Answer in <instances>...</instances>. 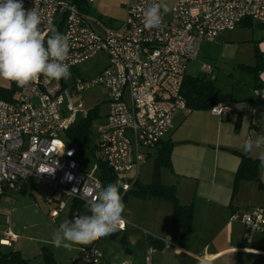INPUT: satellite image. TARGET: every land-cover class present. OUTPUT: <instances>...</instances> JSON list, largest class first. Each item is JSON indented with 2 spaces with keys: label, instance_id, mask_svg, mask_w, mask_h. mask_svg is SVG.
<instances>
[{
  "label": "built area",
  "instance_id": "2783aa9c",
  "mask_svg": "<svg viewBox=\"0 0 264 264\" xmlns=\"http://www.w3.org/2000/svg\"><path fill=\"white\" fill-rule=\"evenodd\" d=\"M24 1L25 9L35 8L41 15L42 35L52 24L69 36L66 62L70 69L100 52L108 62L96 76L75 77L70 86L62 79L41 76L20 88L12 101L0 99V196L3 188L14 191L19 182L34 178L86 205L96 198L102 184L78 161V145L67 136L78 116L85 118L88 113L82 101L73 102L77 94L105 90L107 111L96 137L101 160L119 177L130 173L137 177L145 151L155 149L173 130L174 115L193 112L180 92L187 67L197 61L201 47L245 21L264 24V0H175L170 5L172 11L163 14L161 27L148 30L143 26L142 13L158 0H135L127 5L119 26L104 28V35L98 36L87 26V22L97 23L95 19L81 13L69 0ZM201 74L211 81L215 78L213 68L205 63L201 64ZM253 93L257 100H264V89ZM231 111L223 103L208 110L215 117ZM136 177L122 184L123 197ZM58 207L50 212L51 218L63 204ZM230 221L240 222L247 238L251 234L264 238V206L253 207L241 216L233 214ZM125 227L126 221L118 232ZM15 239L7 232L0 245ZM98 240L81 248L71 264H99L103 256L96 247ZM152 255L149 247L147 264Z\"/></svg>",
  "mask_w": 264,
  "mask_h": 264
},
{
  "label": "crops",
  "instance_id": "0c3cea01",
  "mask_svg": "<svg viewBox=\"0 0 264 264\" xmlns=\"http://www.w3.org/2000/svg\"><path fill=\"white\" fill-rule=\"evenodd\" d=\"M69 1L81 13L95 19L97 23L87 22V26L98 36H103L104 28H115L123 22L127 5L135 0ZM173 1L175 0H168L169 5ZM23 3L25 6L24 0ZM254 23L258 24L260 30L253 28ZM257 50L264 55V24L254 21H245L232 31L220 33L214 42L204 44L198 58L203 54V57L207 56L205 58L213 62L214 65L205 63L213 68L215 78L212 81H217L221 74L223 77L229 76L234 79L218 87L215 85L226 101L225 104L229 105L232 111L222 117H215L208 111H193L189 115L177 113L173 117V130L162 140V142H171L173 146L170 153V168L160 171V182L174 188L181 206L192 207L191 233L174 244L171 235L172 205L165 199L150 195L138 197L131 193L133 189L131 187L123 197L126 204V210L123 213L126 221L125 230L111 234L109 237L126 232L129 234L134 231L141 232L145 246L144 259L149 247L153 249V254L154 250L162 254L166 245L172 244V251L175 255L186 256L193 264H199V258L203 255L211 258L212 264H252L255 261L264 264V255H261L264 254V243L261 242L264 238L257 234H251L247 238L243 225L238 221H230L233 214L241 216L253 207L264 206V164L261 163L257 168L259 183L254 180L242 181L236 191L233 190L234 177L241 158L246 156L261 161L260 156L264 155V147H254L249 153L243 152V143L246 139L256 140L264 137V100H257L253 93L255 90L253 86L256 82L252 74L246 70V67L255 65ZM227 73L228 75H225ZM186 75L189 76L187 72ZM198 75L203 76L201 71ZM258 81L264 84V71L259 73ZM223 92L227 94L226 97ZM182 142L190 143L176 145ZM156 148L145 151L146 159L153 158L148 181L140 182V172L147 162L146 159L141 164L137 177L134 173H130L122 178L128 180V177L129 179L136 177V182L139 184H150L157 155ZM225 150L234 151L241 156ZM163 170L167 171L166 176L163 175ZM41 185L49 186L41 180L27 178L19 182L17 189L12 192L19 193L27 188L26 191L33 195V190ZM67 198L64 202L61 196L59 200L50 196L45 201L44 206L48 209L50 218V212L58 210V205L63 204L57 216L51 219H56L65 211L67 202L71 199ZM76 202L83 204L73 199L69 218L72 219V216L77 213L79 215L90 214L86 204L82 209L73 211V205ZM122 237L125 241L129 238L128 235ZM246 238L248 241L245 240ZM3 239L4 237L0 240ZM168 239L170 240L168 243L163 242ZM16 240L17 238L9 245L2 246L11 247ZM100 240L101 238L96 242V247L103 256L99 264H114L110 257L104 255L105 250L99 247ZM90 245H79L78 248H72L75 254L69 257V263L71 264V259L78 255L81 248ZM42 250L45 252L48 249L42 247L40 255H43L47 262L53 263V254L50 252L43 254ZM127 251L131 252L130 249ZM15 252L18 257L22 258L20 251ZM236 255L248 256L249 261L233 263L228 260ZM150 264H152V259ZM157 264L162 263L157 262Z\"/></svg>",
  "mask_w": 264,
  "mask_h": 264
},
{
  "label": "rangeland",
  "instance_id": "374dc122",
  "mask_svg": "<svg viewBox=\"0 0 264 264\" xmlns=\"http://www.w3.org/2000/svg\"><path fill=\"white\" fill-rule=\"evenodd\" d=\"M254 29L260 30L257 23H254ZM200 55L196 62L190 63L187 68V74L189 76H196L201 71V64L209 63L214 65L209 58ZM108 62L107 56L100 52L93 58L79 64L78 66L71 68L72 73L69 81L65 82L70 86L75 77L89 79L96 76ZM219 66V65H218ZM221 68V66H219ZM225 75H228L225 74ZM234 79L223 77L221 74L214 84L218 87L224 84L226 81L232 82ZM15 82L5 81L0 79V90H10L14 88ZM15 93V92H14ZM224 97L227 94L223 92ZM16 96V93L14 94ZM107 95L103 88H96L88 92L77 94L73 102L82 101L85 105V110L90 113V128L89 135L86 140V149L79 153L78 161L86 166V168L96 175V165L101 161L100 153L97 149V128L104 120V114L107 111ZM84 119V115L78 116V121ZM144 167L141 170L140 182L149 179L152 170L153 158L146 159ZM163 175L167 173L163 170ZM129 179V177L127 178ZM131 179V178H130ZM133 179V178H132ZM148 181V180H147ZM38 187V186H37ZM27 188L23 191L15 193L2 189L0 196V239L5 236L7 232L16 235V243L11 247L0 245V264H70L69 257L74 255L75 251L65 249L64 247H56L51 243L53 233L59 228V225L65 219L69 218V212L73 199H69L67 202V208L56 219H51L48 215V209L44 206L45 201L51 196L59 200L60 196L64 202L67 201V197L59 194L52 187L47 185H41L33 190V195L28 193ZM133 232V231H132ZM128 235V240L125 243L121 242V237ZM142 233L134 231L132 234L129 232L120 233L115 237L104 236L99 241V247L104 249V255L110 257L111 262L114 264H147L144 259V238ZM264 243V241H261ZM45 247L43 254L50 252L53 254L54 262H47L43 255H40L41 248ZM79 247L74 245L73 248ZM173 245L167 244L164 253L160 254L154 250L152 257V264L157 262L162 264H193L186 256L175 255L172 251ZM188 249V247H186ZM130 249L131 252H128ZM189 250V249H188ZM15 251H20L22 258L16 257ZM77 256V255H75ZM24 260V261H23ZM233 263H245L249 261V257L245 255H236L228 259Z\"/></svg>",
  "mask_w": 264,
  "mask_h": 264
},
{
  "label": "clouds",
  "instance_id": "9594fccd",
  "mask_svg": "<svg viewBox=\"0 0 264 264\" xmlns=\"http://www.w3.org/2000/svg\"><path fill=\"white\" fill-rule=\"evenodd\" d=\"M172 11L168 0H158L143 10V26L152 30L161 27L163 14ZM42 18L35 9H25L23 0H0V79L15 82L24 88L41 76L65 82L71 78V65L67 63L70 38L54 25H47L42 35ZM68 89L65 93H68ZM264 147V137L248 138L243 152ZM264 164V155L260 156ZM119 179L102 186L98 195L88 205L90 214L65 219L53 233L51 243L56 247L72 250L74 245H90L101 237L120 231L126 210L121 195ZM199 264H210L207 256H201Z\"/></svg>",
  "mask_w": 264,
  "mask_h": 264
},
{
  "label": "trees",
  "instance_id": "16d2710c",
  "mask_svg": "<svg viewBox=\"0 0 264 264\" xmlns=\"http://www.w3.org/2000/svg\"><path fill=\"white\" fill-rule=\"evenodd\" d=\"M255 60V65L253 67H246V70L252 74V78L254 82H256L253 88L255 90L264 89V84L258 81L259 73L264 71V55L258 50L255 52ZM13 87L14 88L10 90H0V99L12 101L15 97L14 94H17L20 90V88L16 86V83ZM180 94L184 98L186 105L192 111H208L211 107L219 103H226L214 82L201 75H186L182 83ZM90 113L91 112H88L84 119L78 121L67 132L68 138L78 145L79 153H82L87 148L86 140L89 135L91 120ZM159 144L156 148L157 155L154 160L151 183L148 185H141L138 182H134L131 193L138 197L150 195L162 198L172 205L173 215L171 219V235L173 243L177 244L180 239L191 233L192 207L181 206L175 195L174 188L161 184L160 171L164 168H170V153L173 145L169 141H161ZM260 164L261 161L253 160L246 156L241 158L234 177V192L242 181L254 180L259 183V179L257 178V168ZM96 176L101 181L102 186H106L108 183H115L118 179L121 185L125 182L124 178L119 177L112 172L102 160L96 165ZM83 206L84 204L76 202L73 205V211H78L79 209H82ZM121 242L125 243L124 237H121Z\"/></svg>",
  "mask_w": 264,
  "mask_h": 264
},
{
  "label": "water",
  "instance_id": "95a60500",
  "mask_svg": "<svg viewBox=\"0 0 264 264\" xmlns=\"http://www.w3.org/2000/svg\"><path fill=\"white\" fill-rule=\"evenodd\" d=\"M186 143H190V142L176 143V145H177V144H186ZM225 151H227V152H229V153H231V154L237 155V156H241L240 154H238V153H236V152H234V151H231V150H225Z\"/></svg>",
  "mask_w": 264,
  "mask_h": 264
},
{
  "label": "bare ground",
  "instance_id": "6f19581e",
  "mask_svg": "<svg viewBox=\"0 0 264 264\" xmlns=\"http://www.w3.org/2000/svg\"><path fill=\"white\" fill-rule=\"evenodd\" d=\"M4 241V240H3Z\"/></svg>",
  "mask_w": 264,
  "mask_h": 264
}]
</instances>
